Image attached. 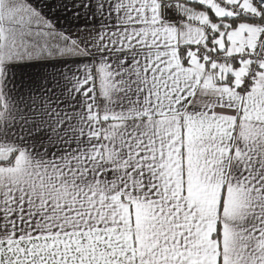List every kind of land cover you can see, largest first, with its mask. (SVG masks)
<instances>
[{"label":"snow or ice","instance_id":"snow-or-ice-1","mask_svg":"<svg viewBox=\"0 0 264 264\" xmlns=\"http://www.w3.org/2000/svg\"><path fill=\"white\" fill-rule=\"evenodd\" d=\"M0 264H264V0H0Z\"/></svg>","mask_w":264,"mask_h":264}]
</instances>
